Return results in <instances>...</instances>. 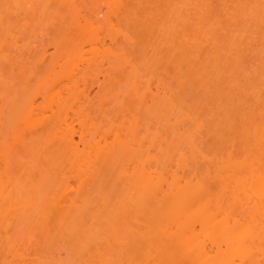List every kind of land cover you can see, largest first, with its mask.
Here are the masks:
<instances>
[{
  "label": "bare ground",
  "instance_id": "bare-ground-1",
  "mask_svg": "<svg viewBox=\"0 0 264 264\" xmlns=\"http://www.w3.org/2000/svg\"><path fill=\"white\" fill-rule=\"evenodd\" d=\"M174 1L177 2L176 0ZM42 2L43 0H0V52L2 53L5 51L3 50V46L8 38H11L15 45V47L12 46L14 48L11 53L9 52L10 54L5 56H3V53V55L0 54L2 55L1 57H3V60L0 58V86L5 81H2V79L4 77L7 78L5 76L7 73L5 69L7 70L9 65L11 69H18L26 75L30 72V65L32 63L41 65L46 62V59H48V48L44 47L43 42H41L49 29L48 24L46 25L47 22H43V24L41 22L40 30L37 32L36 29V32L32 34V39H29L30 42L24 49V45H16L18 38L16 34L14 35V33L12 34L8 31V29L10 30V28H6L9 27L8 25L6 27L4 26V30L2 29L7 15L10 16V14H14L15 17L20 20L21 15L29 17L30 14L36 12L38 5L39 7L44 8L46 7V4H48L46 2L59 3V5L69 9L72 14V26L75 27V30L78 29L80 31L77 32L81 38L79 39L80 41H77L83 44L87 41L93 48L90 51L91 57H87V54H85L87 52L84 50L86 46H83V48L82 44L78 47L76 43L74 44L76 47L73 45L74 49H71L70 52L69 50L65 51L66 53H63L64 55L59 57L57 61H52L49 68L47 67V72H50V77L48 79L46 78L47 80L45 79L43 83H41L40 90L38 89L36 92H32L33 94L31 93L32 95L24 100L25 103L22 104L23 106H19L20 108L18 109L14 107L16 110L13 109V111H10L13 112L11 114H14L11 115L12 117L6 114L4 108H1L0 106V134L3 130L9 129L12 136V144L5 142L2 143L6 151L2 154L4 160L6 159L3 163H6L5 165L7 166L11 165V158L9 157L10 160L8 158L9 151L25 142L27 139L25 138V134H29V136L32 137L33 135L31 134H37V132L40 131L39 129H43L47 135V138L45 137V151L47 150L50 152V149H53L52 168L59 171L55 177L56 181L54 180L55 182H53L54 185L52 186V190H54V188H56V190H54L55 194H51L52 197L49 199V208V204L47 203L46 205L44 200L40 203L39 201L22 202L24 205L18 206V201L15 202L17 198L16 195H14L15 191H13L14 188L12 187L15 180L12 181L9 177L10 168L7 169L4 167L5 169L3 172L0 169L1 227H4L7 232L10 231L11 228L8 226L11 224V221H9L11 216L9 213L11 212L12 214V211H20L19 213L23 211L25 212V215L28 214V217L31 214H35L38 217L40 216V219H47L49 216L46 211L53 208L52 210L57 212V223L60 228L59 234L64 237V240L67 238L69 241L68 243L71 246L70 248H73L74 250L73 252L76 251L77 255H82V253L84 254L85 252L84 250L88 247V244L90 246L89 250L92 248L93 252L91 250L88 255H84V259L81 258L85 264H264V110L262 109V112L259 115L260 118H257L254 114L250 116L251 120L249 119L250 121L244 129L245 140L243 139L244 144L243 146L241 145L242 151L239 150V152L236 153V156L229 152V150H227L228 152L225 154L221 153V155H218L217 153V155L213 154V157L209 156L208 154L203 153L202 149L200 150V147L198 150L196 149L197 139H195V133H188L189 131L187 132V130H184L183 136V132H181L183 130L181 127L185 124L184 121L186 120L193 122L195 125L193 130L196 131V133L200 132L199 134H201L204 130H202V127L204 128L205 125L198 120L199 118H197L198 116L196 112L193 111L194 107L191 108L192 111L189 113L183 111L181 106L178 108L179 105L177 106V104H174L173 95L170 96L168 90L163 89L165 86L162 88L163 85L160 87V84H157L156 86L155 83V86H153L150 79L147 77L145 78L146 73L144 75V73H142L143 70L141 71L134 65V62L132 61L133 58L130 57L128 52L124 51L125 46L121 44L122 47L118 44L120 43L119 39L122 40V38L126 43H130L134 39L131 34L129 35V33H126V30L124 31L122 29V26L118 28L119 26L114 23V19L117 18L114 14V1L99 0L98 6L93 7L96 9L93 10L91 17H87L84 13L79 0H46L44 1L45 4H41ZM175 2L169 1L168 8L166 9L165 7L166 10H164L166 11L165 16L160 12L161 21H158L157 27L160 33L161 49L165 48L169 57L173 56L177 58L178 54L184 63L191 60L193 61L191 63H194L195 60L199 61L204 58L206 61L204 60L205 62L203 63L207 62L206 66L208 68L210 67V70L213 69V72L219 70L220 62H223L224 59L228 60L230 58L228 56H232L231 59L233 60V58H235L236 60V57L229 54L232 50L239 49L238 46L246 38L243 39L244 36H242V33L237 34L234 29V31L230 30L231 32H228L229 35L227 37L229 47L227 48V51L230 53L225 52L228 54L226 56L225 53L222 54L220 52V49L222 48L217 40V36H219L218 33L206 30L203 28V25H200L195 18L196 15L194 17L191 13L194 8L191 7L192 5H189L190 2L188 0H180L177 3ZM118 4L125 7V4L121 0ZM203 4L202 2H199L198 5H195L198 11L200 9V13L204 11L202 10L204 7ZM16 5H19V7H15ZM128 5L129 4H127V6ZM205 7L207 6L205 5ZM262 7L264 8V4ZM204 12L207 11L205 10ZM197 13L198 12L195 11V14ZM197 15L201 16L203 13H198ZM101 16L104 18L101 19ZM193 17L196 19V22ZM103 20H105L107 26L110 27V30L109 28L108 30L111 31L109 32L111 35H109L110 37L108 38L106 37L107 35L104 37L101 35V32L103 31L102 28L105 24L101 27L102 25H99L98 23ZM10 27L13 26L10 25ZM189 28H193L192 30L198 29V35L187 34L186 32ZM6 29L8 33L7 31L5 32ZM99 30L102 31L100 32ZM105 37L110 40V43ZM115 45L117 49L115 48ZM230 45L232 47H230ZM154 47L155 46H153V48ZM214 49L215 51H213ZM155 50L156 49H154V51ZM235 52L237 53V51ZM220 53L228 58H224L225 56L222 57ZM158 54L159 52L157 55ZM221 57L223 61L221 60ZM63 59H65L66 62ZM61 60L62 62L60 63ZM182 62L180 61V63ZM109 63L111 64V67L108 65ZM2 64H5L4 66H6V68L2 69ZM224 65L225 64L222 66ZM60 68L63 69L61 70ZM111 69L115 71L117 70L118 72L120 71V73L123 74L122 79L124 80V91L126 90L127 92L125 93H129L128 96L134 98L133 100L135 102H138L137 105L144 106L145 109L147 107L152 108V106H154L153 109L161 107L160 111L162 108L168 109V118L164 116L163 119L158 120L165 121V126H169V133L171 134V132H173L172 134L175 137V139L174 137H171L174 139L173 141L172 139H167L170 138L167 135L172 136V134H168L169 130H166L165 127L163 131L165 132L164 134L162 132L163 128L160 129L161 126L157 127L161 131L159 129L154 131L148 127L147 134L145 132L142 135L140 131L142 129L139 124L140 120L138 121V118L133 120L127 118L130 123L125 119L129 123V125H127L124 120V124L127 125H125L126 127L121 124H118L117 126L112 120L110 122L111 126L108 125L104 127L97 123H92L90 120L91 118H87V115L90 114L88 110L91 107V104L94 103V98L91 96L92 91H88L89 89L81 92L79 90V83L80 81L81 83L84 81V84H86L88 76L95 75V82L97 84L99 81H102L101 75L104 80L111 76L108 73ZM4 72H6L5 75ZM199 74L201 75V73ZM210 74L212 76L215 74L217 77L216 73ZM30 75H33V72ZM55 77L56 81H54ZM30 78L31 76L28 79L32 80V78ZM63 79L68 80V82H66L69 83L68 86L70 87L67 89L73 91L72 98L64 99V95H61L62 92H59V88L57 89L61 83L63 86V81H61ZM248 79L247 80L252 86H249L251 87V90L249 91L252 92L248 93H252V96L254 94L256 98L253 96V100H255L256 103L258 102L257 100L261 98L260 91L261 88L264 87L259 83L258 85L262 87L259 89L258 86L257 88L256 85H254L256 82L252 80V77L249 75ZM121 80L119 83L122 84L123 80L122 82ZM236 80L235 78L234 80L232 79L233 82H236ZM255 80L257 79L255 78ZM185 81L186 83L188 82L186 78ZM238 81L239 80H237V82ZM190 82H188V86L191 84L190 89L193 84L194 86H198L195 83L192 84ZM237 82L236 84H238ZM65 85L67 87V84ZM142 86L145 87L142 88ZM65 90L66 89H64V91ZM31 91H33V89ZM29 92L30 91L28 90V94ZM263 94L264 93L262 92V95ZM38 95L43 96L44 99H42L45 104H47L46 106L44 105L46 108L37 104ZM115 96L114 99L116 100V105L118 107L120 106V110H124V103H126L125 99L127 98L125 96L122 97V94L119 95V97ZM0 98V102L6 100L4 95L3 97L0 96ZM263 100L264 98L260 101ZM231 102L233 103L232 107H236L233 100H231ZM260 103H258V105ZM42 109H44L43 112L45 109L48 110H46L45 113H41L44 115L40 116ZM49 110L52 112L51 115H45ZM259 110L258 113L260 112ZM160 111L158 110V113ZM192 112H194L196 116H193ZM72 113H75L80 117H86L81 122L84 132L80 133V135L78 134L80 137L79 141L76 140L77 131H75L72 126L73 122H70V120H72ZM160 114H158L157 117ZM224 115L225 117L223 116L224 119H222L221 125H223V123H225L224 125H227V122L230 121L228 120L230 116L229 112H226ZM160 116L163 117V115ZM225 118H227V121ZM159 121L158 123H160ZM140 123L142 125L141 121ZM123 131L125 132L123 133ZM109 137H112V141L109 140ZM180 139L183 141V144ZM184 141L185 144L187 143L185 146ZM80 144L83 146L80 147ZM178 144L182 146L180 147ZM173 146H176V148ZM188 147L189 149H196L197 152L195 154L198 155L197 158L200 157L199 160L202 159V161L205 160V162L208 160L209 162H206L207 165L210 164L209 166H212L211 168H213L205 169L208 171V174H206V176H200V179L196 177L199 173L192 177L193 174L188 172L189 169H191V166L189 165L190 158L187 156L188 151H186V148ZM233 152L235 153V151ZM240 152L241 155L238 157L237 154ZM174 159H176L175 164L177 168L180 170L184 169L185 171L182 170V173H185L186 171L188 172V175L190 173V178L185 177V175L182 176L181 172H177L178 169L175 172L173 171L174 173L172 171L170 172L171 169L168 171H162L163 167H166L167 164H169L170 161H174ZM154 164L157 165L155 166ZM158 165L160 167L162 165V169ZM207 165L206 168H209ZM67 166H69L68 168L71 172L73 171V173H70L69 171L72 178L79 179V183L86 185L88 179L98 181L99 179L97 180V177L100 175L99 172L102 171L100 169H102V166H107V169L114 172L112 175L115 177H112L114 179H112L114 181L113 183L115 184V180L116 182L118 180L117 184L119 185L116 184L118 186L116 187L117 193H119L118 190L122 189L121 194H118L120 197L115 193V196L117 197L116 199L114 197V201L116 203L111 205V201L109 203H106L107 200H105L106 202L104 201L105 197L103 195L102 205L104 207H100L99 204L101 209H96L97 205L96 207L94 205L95 208H93L92 205L94 203L90 200L91 197L89 199V193L83 191L85 185H82V190L77 192L69 180L71 176L62 175ZM154 166L156 167L155 169L153 168ZM187 167L189 169H187ZM26 169H28V171L26 170L28 172L26 174L29 175L31 168ZM74 172H76L77 176L73 175ZM206 177L212 181L208 182ZM208 183H210V187L208 186ZM212 184L217 185L214 186L217 189L216 192L212 191V188H214L213 186L211 188ZM79 188L81 189V187ZM79 188L77 189L79 190ZM74 192L75 194H73ZM110 198H112V196ZM237 209L244 211L243 218L238 217ZM32 215L29 217L30 219L34 216ZM86 216L88 217L89 225L86 224V221L88 222ZM131 221L135 224L132 223L133 225H131ZM135 225L139 226L136 227ZM11 226H13V224ZM7 232L6 236L7 234H10ZM10 237H4L3 242L0 243L2 248L7 246L6 252L8 251V254L6 253L5 255H9V257L7 256L9 259L6 257L8 261L4 257V259L2 258L1 260V264L64 263L62 262L61 252H58V254L55 252L57 257L54 256L46 262L39 258L35 259V253H32V249L27 250V252H29L25 255L21 250L22 247H19L20 245L22 246L23 240L17 242L18 240ZM30 239L29 242L33 243V238H31V236ZM129 239H135L134 241H136V244H139V246L136 247V249L138 248L137 253L139 255L135 253L136 250L130 252L132 250L131 246L133 245V242L129 241ZM98 241H101V244H99ZM129 242H132V244L130 243L131 246H129ZM94 243H97L96 247L92 246ZM32 246L33 245L29 248H33ZM134 248L135 247H133V249ZM4 250L5 249H3V251ZM58 250L60 251V249ZM32 254L33 259L30 257ZM78 256L80 257V255Z\"/></svg>",
  "mask_w": 264,
  "mask_h": 264
},
{
  "label": "rangeland",
  "instance_id": "rangeland-1",
  "mask_svg": "<svg viewBox=\"0 0 264 264\" xmlns=\"http://www.w3.org/2000/svg\"><path fill=\"white\" fill-rule=\"evenodd\" d=\"M44 1H46V0H43V2L41 4H45ZM79 1L81 4V7L83 8L84 13L87 15V17L92 16L93 10L96 9L93 7H97L99 4V2H98L99 0H97V1L96 0L95 1L94 0H79ZM119 1L120 0H111V2H113V5L115 6V7L113 6V8L115 10L114 14L117 16V18H116V16L114 15L116 18V19H114V21H115L114 23L119 26L118 28H120V26H122V29L124 31L126 30V33H129V35L131 34L133 36L134 40L130 43H128V42L126 43V41L123 40V38H122V40L119 39L120 43H118V44H120V45L123 44V46H125L124 51H127L128 54L130 55V57L133 58L132 61L134 62V65L136 67H138L141 71L143 70L142 73H144V75L146 73L147 76L145 75V78L147 77L148 79H150V82L153 83V86H155V85L157 86V84L158 85L160 84V87L163 85L162 88L165 86V88H163V89L168 90V94L170 93L169 94L170 96L173 95L172 97H174V99H173L174 104H177V106L179 105L178 108L181 106V109L183 111H185V112L187 111L189 113L192 111L191 108L194 107L193 111L196 112V114L198 116L197 118H199L198 120L205 125L204 128L202 127V130L203 129L204 130L201 132V134H199L200 132L196 133V131L193 130V128H195V125L193 124V122H191V121L189 122L188 120H186V121H184L185 124L182 125V127H181L183 129L181 131V132H183V136H184V130H187V132L189 131L188 133H191V132L193 134L195 133L194 136L196 137L195 139H197L196 140V149L198 150L200 147V150L202 149L203 153H206L209 156H212L213 154L217 155V153H218V155H221V153L225 154L226 152H228L227 150H229V152L233 153L236 156V153L239 152V150L242 151V146L244 144L243 139L245 140L244 129L246 128L249 121L251 120L250 116H252V114H254L257 118H260L259 115L261 114L262 109L264 110V106H263L264 100L260 101L264 98V94L262 95V92L264 93V91H263L264 88H261L262 86L264 87V52H263L264 51V8L262 7V5L264 4V0H203V1L202 0H200V1L194 0V2H193V0H188L190 2L189 5H192L191 7L194 8V9L191 8L193 12H191V11L190 12L194 15V17L196 15L195 18L198 20L200 25H203V28L206 30H211L212 32L218 33L219 36H217V37L220 39L217 38V40L219 41V45H221L220 47L222 49H220V52L222 54L225 52H229V51H227L228 50L227 48L229 47V45H228L229 42H228L227 36L229 35L228 32H231L230 30L234 29L237 34L242 33V36H244L243 39L246 37L242 41V43L238 46L239 49L232 50L233 49L232 48L231 49L232 52L231 53L229 52L230 53L229 55H233V57H236V60H235V58H233V60H232L231 59L232 56H228V57H230L229 58L230 61H229V59L228 60L224 59V61H223L222 57H224L225 55L227 56L228 54L225 53V55H222L220 53V55L222 56L221 60L223 62H220V64H219L220 68H219V70H217L218 72L220 71L219 73L217 71L213 72L212 71L213 69L210 70V67L208 68L206 66L207 62L203 63L206 61L204 58L200 59L199 61L195 60L194 63H196V64L191 63V62H193L192 60L187 62V63L186 62L184 63V62H182V60L178 54H177V58L173 57V56L169 57L168 53H166L167 51L165 50V48L161 49L162 46H160V33L157 29L158 21H161L160 12L162 15L165 16L166 11H164V10H166L168 8L169 1L175 2L174 0H146V2H145V0H121L125 4V5L123 4L125 7L120 6V4H118ZM139 1L141 4L139 3ZM176 1L179 2L180 0L179 1L176 0ZM196 1H198V2L195 3ZM150 2L151 3L153 2V3L151 4ZM177 2H175V3H177ZM199 2L200 3L202 2V4L204 3L203 4L204 7L202 10L207 11V12L202 11L203 15H201V16L199 15L200 17L197 14L198 13L202 14V13H200L199 8H198L199 9V11H198L195 7V5L196 4L198 5ZM46 3H48V4H46V7H44V8L43 7L41 8L38 5L36 12L30 14L29 17L28 16L24 17L23 15H21L20 20H18V18L15 17L14 14H10V16L7 15L5 22H4L5 24L2 27V29L4 30L5 27L8 25L9 27H6V28H10V30L8 29V31H10L12 34L14 33V35L16 34V36L18 38L16 45H20V44H21V46L24 45V49H25V46L27 47L28 43L32 39V34H34L36 32V29H37V32L40 30L41 22H42V24H43V22L44 23L47 22L46 25L48 24V27H49V29L47 30L48 31L47 34L43 37V41H41V42H43L44 47L48 48V54H47L48 59H46V62H44L41 65L37 64V63H32L30 65V72L27 73L26 75L18 69H16V70L11 69L10 65L8 66L9 68L7 67L8 68L7 70L5 69V71H7V73L4 72V75L6 73L5 76L7 78L4 77L2 79V81H4V80L5 81L0 86V96L3 97V95H4L6 100H4V101L2 100V102H0L1 103L0 106H1V108H4L5 113L10 115V116L14 115V114H11L13 112H10V111H13V109L16 110V109L20 108L19 106H23L22 104L25 103L24 100H26V98H28V96H31L33 94L32 92H36L40 88L41 83H43V81L46 78L48 79L50 77L49 76L50 72L48 73L47 71H48L49 66L52 64V61H55V60L57 61V59L59 57H62L64 55L63 53H66L65 51L69 50V52H70V50L74 49V47H76V45H78V47H79L83 44V43L77 41L81 38L79 33H78L80 31L77 29V27H76L77 30H75V27L72 26V19L73 18L71 17L72 14L70 13L69 9L65 8L62 5H59V3L58 4L49 3V2H46ZM127 4H129V5L127 6ZM205 5L207 7H205ZM165 7H166V9H165ZM90 8H92V9H90ZM204 8H206V9H204ZM195 11L198 13L195 14ZM242 15H243V17H242ZM10 17H13V18H10ZM150 17H152V18H150ZM103 18L104 17L101 16V19H103ZM151 19H153V20H151ZM196 19H195V22H196ZM103 21L98 23L99 25H102L101 27H103L104 26L103 24H105V26L102 28L103 31L102 30H101L102 32L100 30L99 31L101 32V35H103L102 37L107 35L106 37L108 38V37H110L109 35H111V34H109V32H111V31H109L110 27L107 26V23L105 22V20H103ZM8 23H11V24H8ZM10 25L13 27H10ZM108 28H109V30H108ZM215 28H216V30H215ZM190 29L191 28H189L187 30V32H186L187 34L198 35V32H197L198 29L197 30H192L193 28L191 30ZM6 31H7V29L5 30V32ZM8 31H7V33H8ZM18 31H19V33H18ZM106 37H105V39L110 43V40L107 39ZM9 41H11V42H9ZM8 43H10V44H8ZM4 44L5 45L3 47L5 49L3 48V50H5V51L2 52L4 55L0 52V54H2L3 56L10 54L12 52V49L15 47L11 38L10 39L8 38V40L6 39ZM74 44H76V45H74ZM84 44L82 45V47L86 46V48L83 47L84 50L87 52L85 54H87V57H91L90 51L92 50L93 47L87 41H86V43L84 42ZM9 45H10V47H9ZM73 45H74V47H73ZM12 46H14V47H12ZM153 46H155V47L153 48ZM230 47H232V46L230 45ZM115 48L117 49L116 45H115ZM154 49H156V50L154 51ZM213 51H215V49ZM235 51H237V53ZM158 52H159V54L157 55ZM2 55H0V58H2L1 60H3V57H1ZM226 56L224 58H228ZM67 58H69V57H67ZM65 59H63V60L65 61ZM180 61L182 63H180ZM1 62H3V61H1ZM61 62H62V60L60 61V63ZM197 63H198V66H197ZM223 64H225V65L222 66ZM4 65L5 64H2V66H3L2 69L6 68V66H4ZM108 65L110 66L111 64L109 63ZM108 65H106V66H108ZM177 66H179V67H177ZM201 66H202V68H201ZM203 66H204V68H203ZM204 69L205 70L207 69V70L205 71ZM202 71H204V72H202ZM32 72H33V75H30ZM108 73L111 76L107 77L104 80L103 76L101 75L102 81H99V83H97V84L95 82L96 81L95 75L88 76V81L86 84H84V81H82V83L80 81V83H79V86H80L79 90L81 92L88 90V89H89L88 91H92L91 96L94 98V100H93L94 103L91 104V107L88 110V112L90 114L87 115V118H89V119L91 118L90 120L92 123H97L100 126L102 125L105 127V126L110 125L111 124L110 122L112 120V122H115L117 124V126H118V124L125 126L126 124L129 125V123H130L129 120H133L135 118L136 119L138 118L137 120L138 121L140 120L142 122V125H141V123L139 121V124H140L141 129H142V130H140L142 135L145 132L147 134L148 127H150V129L156 131V129H159L157 127L161 126L160 129L163 128L162 132L164 131L165 127H166V130L169 128L168 125L165 126V124H164L165 121H163V120L159 121L158 120V119H163L164 116L168 118L169 112H168L167 108H162V110H161L162 112H161L160 106H158V107H160L158 109L154 108L155 109V111H154V109H153L154 106H152V108L150 107L151 109L149 107H147L145 109L144 106L137 105L138 102H135L133 100L134 98L128 96L129 93L128 94L125 93V92H127L126 90L124 91V86H123L124 80L122 79L123 74H121L120 71L118 72L117 70L115 71L113 69L109 70ZM199 73H201L202 76ZM210 73H216L217 77L215 76V74H213L214 76H212ZM248 75L250 77H252V80H254L256 82L255 83L252 81L253 83H255L254 85H256L257 88L259 86V89L261 88V91H260L261 94L260 95H261L262 99L260 98L259 100H257L258 102H256V103H255V100H253L255 97L254 94H253V96H254L253 97L252 93H248V92H252V91H249V90H251L252 86H251V83H249V81H248L249 80ZM30 76H31L32 80L28 79ZM184 76L188 82L191 81L190 83H192V84L195 83L196 85H198V86H194V84H193L192 88H194V87L195 88L198 87V88L197 89H195V88L190 89L191 84L188 86V82L186 83ZM51 78H53V77H51ZM205 78H207V79H205ZM234 78H235V80H236V78H237V80H239L238 82L236 80V82L238 84H236V82L232 81V79L234 80ZM255 78L257 80H255ZM6 79H7V82H6ZM121 79L123 80V82ZM191 79H193L194 81ZM64 80L65 79L61 80V81H63V86L61 85L62 83L61 84L59 83L60 86L57 87V89L59 88L58 89V90H60L59 92H62L61 95H64L63 96L64 99L65 98H67V99L72 98L73 91L67 89L70 86H68L69 85V83H67L68 80H65V81ZM120 80H121L122 84L119 83ZM153 80H154V82H153ZM54 81H56V77L54 78ZM232 82H233V84H232ZM154 83H155V85H154ZM259 83H260V85H262L261 87H260V85H258ZM65 84H67V87ZM145 86H142V88H144ZM249 86H251V87H249ZM30 88H31V90L33 89V91H31ZM64 89H66V90L64 91ZM125 89H126V84H125ZM28 90L30 91L29 94H28ZM124 93H125V95H124ZM121 94H122V97L125 96L127 98V99L124 98L125 102H126V103H124V105H125L124 110H122V109L120 110V108H119L120 106L118 107L116 105V100L114 99L115 95L117 97H119V95H121ZM196 95H198L199 97ZM37 98H38L37 104H39L40 106L42 105L43 107H44V105L45 106L47 105V104H45V102L43 100L44 99L43 96L38 95ZM231 100H233L236 107H232L233 103L231 102ZM121 101H123V100H121ZM258 103H260L259 105L260 106L262 105L263 108H262V106L260 107L258 105ZM196 104H197V106H196ZM44 108H46V107H44ZM156 108H157V106H156ZM227 108H229V109H227ZM258 108L261 110H259ZM194 109H196V110H194ZM43 110L44 109H42V111L40 110L41 112L39 111L40 116L44 115L41 113H45V111L48 109H45L44 112H43ZM158 110L160 111L159 113H158ZM258 110L260 111L259 113H258ZM49 111H47V113L45 115H47V114H48V116L51 115L52 112L51 111L49 112ZM225 111L227 113L229 112L230 116H229L228 120H230V121L227 122V125H224L225 123H223V125H221L222 119H224L223 116L225 117V115H224L226 113ZM154 112H157V113H154ZM160 113H162V114H160ZM192 113H193V116L194 115L196 116V114H194V112H192ZM245 113H247V114H245ZM256 113H257V115H256ZM158 114L163 115V117L160 115L157 117ZM245 115H249V116H245ZM71 117H72V120H70V122L71 123L73 122L72 126H73L74 130L77 131L76 140L79 141L80 133L84 132V130L82 128L83 125L81 122L86 117H80L79 115H77L75 113H72ZM245 118H247V119H245ZM8 119H9V116H8ZM125 119H127L129 123ZM124 120L126 121V124H124L125 123ZM225 120L227 121V118H225ZM257 120H259V119H257ZM158 121L160 123H158ZM187 121H188V123L186 124ZM124 126H122V127H124ZM39 130L40 131H38L37 134L34 133L36 135L31 134V135H33L32 137L29 136V134H25L26 135L25 138H27L25 140V142L22 145H18L16 147H14L11 151H9L8 158L10 157L11 161H12L10 166H7V165H5L6 163H3L6 159L4 160V158L2 157V154L6 151H5L2 143L5 142V143L12 144L11 132L9 129H5L0 134V169L3 172L5 169L4 167H6L7 169L10 168L9 177L12 179V181L15 180L12 184V187L14 188L13 191H15L14 195H16V198H17L15 200V202L21 201V202H19V204L17 202L18 206L19 205L23 206L24 202H29V201L37 202V201H39V203H40V202H42V200H44L46 202V205H47V203L49 204V202H50L49 199L52 197L51 194L52 195L55 194L54 190H56V188H54V190H52L53 189L52 186L54 185L53 182L56 181L55 177H56L57 173H59V171L57 169L54 170L52 168V166H53V159H52L53 156L52 155L54 153L53 149H50L51 150L50 152L47 150L45 151V144H46V138H47L46 136L47 135L43 129H39ZM125 131H123V133ZM169 132H170V130L168 131V134H170ZM163 133L165 134V132H163ZM172 133L173 132H171V134ZM167 136L170 137L167 139H172L171 137H174L173 134H172V136H169V135H167ZM111 139H112V137H109V140H111ZM174 139H175V137H174ZM174 139H172V141ZM181 139H184V138H181ZM169 142L172 143L171 141H169ZM181 142L183 144L182 140H181ZM186 144L184 141V146ZM82 146L83 145H81L80 147H82ZM179 146L181 147L182 145H179ZM189 147L186 148L187 150L185 149L186 151H188V153L187 152L186 153L188 154L187 156H189V158H190L189 165L191 166V169H189L190 167L188 166L189 167V168L187 167V169H189L188 172L193 174L192 177H194V175L196 176L199 173L198 174L199 176L197 175L196 177H198L200 179L202 176H206V174H208V171L205 169H210L212 166H209L210 165L209 163H208L209 165H207L206 162L208 160H206V162H205V160L202 161V159L199 160L200 157L197 158L198 155L195 154L197 152V150L196 149H195L196 151L193 150L194 148L189 149ZM174 148H176V146ZM172 151H174V150H172ZM233 151H235V153ZM237 155L239 157V155H241V152L238 153ZM10 158H9V160H10ZM175 160L176 159H174V161H170V163L167 164L166 167H163L162 165H161V167L159 165L158 166L161 169L163 167L162 171H164V170L168 171L171 169L170 172L171 171L175 172L178 169L176 164H175ZM205 164L207 166H209V168H206ZM154 165L156 166L157 164H154ZM155 166L153 167L154 169L156 168ZM178 166H179V164H178ZM68 167L69 166H67V168L65 167L64 172L62 171L64 174L62 173V175H67V176L70 175L71 176L70 173H73V171L71 172ZM26 168H29V169L31 168L30 169L31 172L29 175L26 174V173H28L27 172L28 169H26ZM211 169H213V168H211ZM100 170H102V171L99 172L100 175H98L99 177H97V180L98 179L99 180L94 181L92 179H88L87 185L79 183L80 182L79 179H75L74 177L72 178V176L69 178L71 184L73 185V188L75 187L74 189L77 192L82 190V188H83L82 185H85L83 191H86L89 193V195H90L89 199L91 197L90 200L93 201V203H94L92 205L93 208H95L96 205H97V207H99V204H100V207H102V208L104 207L102 205L103 204L102 203L103 195L105 197L104 201L107 200V202L105 201L106 203H109L110 201H111V203H110L111 205H114V203H116L114 200L117 197V196H115V193H117L116 187H118L117 185H119V184H117L118 180H117V182L115 180V184L113 183L114 182L113 178H115V177H113L112 175L114 172H112V170L110 171V169H107V166H102V169H100ZM158 170H160V169H158ZM182 170H184V169H181V170L178 169L177 172L178 173L181 172L182 176L185 175V177L190 178L191 174L189 173V175H188L187 171L185 173H182L183 172ZM53 171H55V172H53ZM69 171H70V173H69ZM73 175L77 176L76 172H74ZM53 176H54V178H53ZM64 177H66V176H64ZM207 177H208V175H207ZM3 178H5V177H3ZM116 179H117V177H116ZM207 179H208V182L212 181L209 178H207ZM6 180H7V178H6ZM89 180H91V181H89ZM208 184H209L208 186L210 187V183H208ZM212 186L214 187L217 185L212 184L211 188H212ZM79 187H81V189ZM77 188H79V190ZM215 189H216V187L212 188V191L216 192L217 189L216 190ZM121 190L122 189L118 190L119 193H117L116 195H118V194L120 195ZM73 194H75V192ZM111 196H112V198H110ZM114 197H115V199H114ZM44 201H43V203H44ZM112 202H113V204H112ZM44 205H45V203H44ZM94 205H95V207H94ZM105 205H107V204H105ZM48 206L50 208V204ZM97 207H96V209H101L100 207L99 208H97ZM52 209L53 208H51V210L45 209V210H47L46 212H47V215L49 216V218H47V219H40L41 217L40 216L38 217L35 214H33L34 216L31 214L33 217L30 219L29 217H31V215L28 217V214L25 215V212H23V211H21V213H19L20 211L19 212L12 211V214L10 212L9 214L11 217L9 216L10 217L9 221H11V224L8 221L10 224L8 227L11 228L12 230L10 229V231L7 232V230L4 227H1L2 221H0L1 222V224H0V227H1L0 228V243L3 242L4 237H7V236L10 237V235H11V237L13 239L18 240L17 242H19V240H23L22 246L21 245L19 246V247H22L21 248L22 252L25 253V255H27L29 252V251L27 252V250L32 249L31 250L32 253L36 254V255L34 254L35 259L39 258L40 260H43V261L45 260V262H46V261H49L50 259H52V257L56 256L58 254V252H61L62 253L61 254L62 262H64L65 264H85V262L81 258H83L84 255L85 256L88 255L89 251H91L92 248L89 250L90 246L88 244V247L84 250L85 251L84 254L83 253H82V255L78 254V255H80V257L77 255L76 251L73 252L74 250H73V248L72 249L70 248L71 246L69 245V243H68L69 241L67 240V238H65V240H64V237L61 234H59L60 228H59V225L57 223V216H56L57 212L55 210H52ZM236 211L238 212V213L236 212L238 217L243 218L242 216L244 214L243 213L244 211L241 209H239V210L237 209ZM236 213H235V215H236ZM52 214H53V216H52ZM0 220H2V219H0ZM87 220H88V217H87ZM88 223H89V220H88V222L86 221L87 225L90 224V223L89 224ZM132 223L135 224L134 222L131 221V225H133ZM12 224H13V226H11ZM138 226L139 225H137L136 227H138ZM2 230L5 232H3ZM6 232L10 233V234H7V236H6ZM15 235H17V236H15ZM30 236H31V238H33V243L29 242L31 240ZM134 240L135 239H132V240L129 239V241L133 242L132 246H131L132 242H129V244L131 243L129 246H131V248H132V250L130 252H134L136 250L135 253H137L138 248L136 249V247H138L139 244L137 245L136 241H134ZM14 243H15V241H14ZM27 244H29L30 246ZM96 244L94 243V245H92V246L96 247ZM99 244H101V241L99 242ZM26 245H27L28 249L26 248ZM31 245H33L32 246L33 248H29V247H31ZM1 246L2 245H0V264L2 262L1 261L2 258L4 259V257H5V259H7L9 257V255H5L6 253L8 254V251L6 252L7 246L4 245L5 246L4 248H2ZM24 246H25V248H24ZM133 247H135V248L133 249ZM3 249H5V250L3 251ZM58 249H60V251ZM93 249H95V248H93ZM129 249H130V247H129ZM92 252H93V250H92ZM33 254L30 255V257H32V259H33ZM134 255H136V254H134ZM8 259H7V261H8Z\"/></svg>",
  "mask_w": 264,
  "mask_h": 264
},
{
  "label": "snow or ice",
  "instance_id": "snow-or-ice-1",
  "mask_svg": "<svg viewBox=\"0 0 264 264\" xmlns=\"http://www.w3.org/2000/svg\"><path fill=\"white\" fill-rule=\"evenodd\" d=\"M15 7H17V8H18V7H19V5H16Z\"/></svg>",
  "mask_w": 264,
  "mask_h": 264
}]
</instances>
